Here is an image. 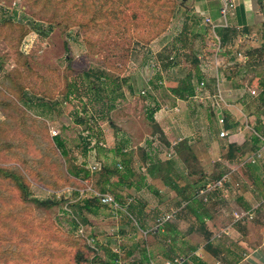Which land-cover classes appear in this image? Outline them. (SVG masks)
Instances as JSON below:
<instances>
[{"label": "rangeland", "instance_id": "1", "mask_svg": "<svg viewBox=\"0 0 264 264\" xmlns=\"http://www.w3.org/2000/svg\"><path fill=\"white\" fill-rule=\"evenodd\" d=\"M56 1L58 4L49 9L34 0H0V166L20 173L29 186V199L24 200L13 182L0 177V264H72L79 251L85 257L81 264H166L174 255L188 258L187 264L196 262L191 248L196 249L197 220L201 222L203 212L209 210L218 223L228 225L234 222L233 206H264V167L259 163L262 177L254 184L256 190L249 200L243 201L234 188H229L230 200L221 189H213L204 200L197 191L196 175L188 174L192 167L183 160L189 155L186 145L180 144L184 152H177L176 146L183 139L168 158L172 143L182 132H175L170 140L165 133L155 131L148 118L152 109L172 105L167 80L185 75L187 70L182 67H188L196 53L194 0H186L168 29L149 43L131 32L117 33L119 26L103 24L102 20L89 30L60 24L66 16L63 0ZM53 9L57 18L52 16ZM185 13L190 16L183 21ZM78 18L73 14L71 22ZM32 19L40 30L46 27V34L32 28ZM52 19L54 28L48 26ZM21 24L27 29L22 38ZM184 36L187 44L182 47ZM207 46L204 41L199 48L210 57L215 50H205ZM129 47L132 49L122 56ZM119 56L124 58L119 60ZM257 60L249 64L238 60L227 67L222 64L219 71L210 66L205 77H225L232 70L243 79L251 74L253 78L263 76L264 59ZM88 70L109 74L106 83L94 79L100 93L86 77ZM202 80L206 85L204 98L196 96L197 123L206 126L210 109L217 104L224 111L226 101L238 106L246 103L248 115L256 114L262 121L264 105L257 85H251L243 101L240 95L224 97L221 91L223 98L219 97V87L211 95L208 90L213 92L214 84L207 78ZM16 82L24 87L32 106L18 99ZM221 86L229 88L226 82ZM41 98L55 105L44 104ZM111 100L114 104L109 109ZM175 109L169 112L171 117L189 123V127L197 124L187 109ZM238 113L242 125L246 121L256 124ZM77 115L87 116L88 122L78 123ZM249 131L247 128V134ZM57 136L65 142L66 156L57 147ZM194 147L201 156L203 152ZM217 156L210 157L204 166L210 175L229 169L217 162ZM118 163L124 167L118 174L112 173ZM74 166L83 168L79 177L70 173ZM152 167L154 175L149 172ZM123 174L127 177L119 182ZM103 187L127 205L129 213L115 215L107 206L81 213L76 203L95 198L93 191L102 193ZM183 204L172 221L157 232L151 230L159 215ZM196 209H204L197 220ZM263 218L264 210L251 222L257 225ZM171 232L178 233L173 241L169 239ZM205 235L202 240L208 232ZM186 237L190 241L177 244L178 238Z\"/></svg>", "mask_w": 264, "mask_h": 264}, {"label": "crops", "instance_id": "2", "mask_svg": "<svg viewBox=\"0 0 264 264\" xmlns=\"http://www.w3.org/2000/svg\"><path fill=\"white\" fill-rule=\"evenodd\" d=\"M185 1L186 0H180V9L184 6ZM234 2L235 5L228 10L227 15L224 17L221 13V9L224 6L225 0H194L192 9L196 15V33H194L196 34V54L200 59L197 68L201 70L203 78H207L208 83L211 82L214 84L215 88L213 87V92L208 90L211 95H214L219 87L224 97L229 96L232 98L236 95H240L243 97L242 100L245 101L252 84L257 85L259 92L263 90L264 75H258L253 78V75L248 72L251 74L250 77L243 79L242 77L235 76L236 71L232 70L225 77H221L217 74L219 83L216 77L215 79H210L208 76L205 77L207 69L210 66L216 67L217 71H219L222 64L227 67L228 64H232L233 66L238 60L242 61L243 59L239 57V53L248 56L247 61H244V63L247 64L252 62L254 58H257V61L262 58L264 59V0H234ZM188 16H190L189 13H185L182 20L185 21L189 18ZM208 18L210 19L209 21H207ZM213 39L216 40L215 43ZM204 41H206L208 45L205 47V50H215L214 55L208 57L201 53L204 49L199 48V45L200 43L204 44ZM219 42L220 46L218 47ZM212 45L216 47L212 48ZM203 63H205V65ZM241 66L243 68V65ZM182 68L185 69L188 67L183 66ZM231 69H235V67H231ZM224 82L227 83V86L229 85L228 89L224 90L222 88L221 85L224 84ZM196 86L197 84H195V87ZM167 93L173 101L172 105H165L166 107L162 106V108L155 113V118L160 124L163 132L168 136L167 138L173 140L175 137L171 135L180 131L182 134L177 138L189 137V140L196 145V149L198 148L203 152L201 156L198 155L202 165L205 167L207 164L206 161L208 160L209 162L210 157H214V155L217 154V162H224L229 168L228 172H231L230 181L225 184L224 188H219L223 196H226L230 200L229 188H234L235 191H239V196H241L240 198L243 201L249 200V196L254 195V190H256L254 189V184H252L254 176L258 180L262 175L261 172L259 174V172L249 171L247 167L250 163H246L245 159L252 152L260 149L264 143L263 135H259L261 141L258 145L254 146L252 143V133L255 132L257 134L255 125L260 126L262 130H264L263 120L260 122L256 114L248 115L246 112V103L241 102V105L238 106V103L226 101L224 111L216 104L213 109H210L206 126L201 125L197 123L198 120H196L197 97L189 95L185 98H180L171 93L168 88ZM224 99L227 100L226 98ZM176 107H179L180 110H182V107L183 109H187L191 114V118L195 116L194 119L196 121L193 123L197 124H194L193 127H189V123L181 122L179 119L171 117L169 112H174ZM166 108H168V110H166ZM164 111L167 112V115H165ZM238 111H240L246 119L249 118L251 122H255L256 124L253 125V123L246 121V123L242 125ZM223 112L228 113L234 122H238L234 128L228 129L229 135L226 137H221L219 132L223 126L219 123L218 119L220 115L224 114ZM247 128L250 129L249 132L251 134H247ZM230 143L238 146H246V155H241L231 160H222L220 155L227 152ZM262 152L264 153L263 148ZM259 163L263 164L264 167V155L263 158L257 162V164ZM207 172L209 173V171ZM208 194H210V192L207 193V196ZM246 204L247 208L252 206L250 203ZM238 206L239 207L233 206V208H245L240 207V205ZM203 210L204 209H196V220L200 217ZM263 210L264 206H260L256 214L259 215ZM213 215V211L205 210L203 212L204 218L202 221L200 222L197 220L196 243H194L196 244V249L194 250L195 247H192L193 249L191 248V246L194 245L190 246L192 250L191 255L196 256L197 264H264V218L257 225L251 221L232 222L228 225H223L218 223ZM207 232L209 236L207 239L202 240ZM170 234L169 239L173 241L172 238L176 237L178 233L171 232ZM185 240L186 242L187 240L190 241L187 237L183 239L178 238L177 244H182ZM208 243L211 244V250L206 246ZM177 248L178 247H176V249ZM176 257L181 256L174 255V257L168 259V261Z\"/></svg>", "mask_w": 264, "mask_h": 264}, {"label": "trees", "instance_id": "3", "mask_svg": "<svg viewBox=\"0 0 264 264\" xmlns=\"http://www.w3.org/2000/svg\"><path fill=\"white\" fill-rule=\"evenodd\" d=\"M36 2L41 3L44 7H47L49 9H52V7L55 6V4H58L56 0H34ZM63 6H64V16L60 22V24H64L67 27L71 25L78 26L80 28L84 29H91L101 23L113 26H119L117 33H132L135 37H141V39L144 41V43L151 42L155 37L158 35H161L163 32H165L168 27L170 26L171 20L174 18V16L178 12V8L180 6V0H92L91 2H87L86 0H63ZM53 18H57L58 14L57 11L53 9ZM87 13H89L90 17L89 19L85 20V17L87 16ZM73 14H78L79 18L77 20L79 21H72ZM14 16L11 19L14 20ZM20 20V19H19ZM52 19L48 26L51 28H54ZM36 20L32 19L30 21V25L37 29L39 27L36 25ZM49 30V29H47ZM41 31L43 34H46V27H42ZM27 32L25 24H21V32L20 36L22 38L23 35ZM187 29L183 30V34L187 37ZM70 36L73 37L72 34ZM187 39L182 38V47L186 46ZM130 48V49H129ZM128 49L124 50L123 55L125 57V53H128L129 50L132 49V47H129ZM194 54V53H193ZM122 56H119V60H121ZM193 59L189 62V66L187 69H184L186 71L185 75L180 76H174L172 79L167 80L166 87L176 96H179L180 98H185L189 95H194V89L195 84L197 81H200V79L203 78V74L200 71L199 68H197L200 59L198 58L197 54L195 53L193 55ZM0 71H1V62H0ZM195 74H192L193 72ZM86 77L91 79L92 88L94 91L100 93L101 87L94 81V79H98L103 83H106L108 81L109 74L105 70H100L99 73L93 72L92 70H88L85 72ZM16 87H18V99L23 102L24 104H27L29 106H32V99L30 96H28V93L25 91L24 87L21 86L19 83H15ZM69 93V92H68ZM260 101L264 105V88L260 92ZM44 104H49L51 106H54L55 104L52 102L47 101L46 99H39ZM113 101L111 100L109 104V109L113 108ZM159 107H156L152 109L149 113V120L153 124L155 131H160L162 134L164 133L163 130L160 127V124L158 123L157 119L155 118V113L158 111ZM84 110H87L84 108ZM225 116V123L223 127L225 129H232L234 128L238 122H234L230 115L228 113H224ZM77 122L80 124H86L88 122L87 116H76ZM259 119V117H258ZM261 122V120H259ZM255 132L252 133V143L254 146L258 145L261 141V138L259 135L264 136V130L258 125L255 126ZM55 142L57 144V147L60 149L62 155L66 156L68 154V151L66 149V145L64 140L57 136L55 137ZM86 144H89V141H86ZM180 144L186 145V149L189 152V155L183 158L185 164H189L188 167H192L190 169L189 173L190 176L196 175V184L199 185L197 191H201L202 189L206 188L209 184L216 182L218 179H220L226 171H221L220 173H213L210 175L207 171L204 170V166L201 163V160L199 158V155L197 154L193 143L187 139L184 138L177 146V152L180 151ZM245 147V148H244ZM87 151V147L85 148ZM181 152V151H180ZM184 152V151H183ZM181 152V153H183ZM246 146H238L233 143H230L228 145V150L222 157V160H231L235 159L238 156L246 155ZM183 155V154H181ZM192 162V163H191ZM191 163V164H190ZM194 163V164H193ZM224 164V162L219 163ZM122 165V167H120ZM203 166L202 168L198 166ZM197 167V169H194L193 167ZM222 166V165H221ZM123 163H118L117 166L112 173H119L118 169L123 168ZM199 168V169H198ZM248 170L251 172H259L261 170V166L259 164H248ZM83 168L74 166L72 170H70L71 174H74L76 176H80L82 174ZM130 172V171H129ZM149 172L151 175H154V167L149 169ZM0 177L5 178L13 182L16 187L20 190L21 196L24 200L29 199V186L24 180V177L15 171H12L11 169L1 167L0 166ZM127 175H120L119 176V182H121L123 179H125ZM110 179L108 178L106 183H109ZM257 179L252 180V184L257 185ZM165 184L168 186L169 183L165 182ZM102 193L107 192V188L103 187ZM217 190V188H216ZM112 194V193H111ZM76 205L79 207L80 212L82 213V210H87L89 212H97L101 206L103 205L100 201V199L96 196L95 198H85L81 201L79 200ZM108 207V206H107ZM247 208V206L245 207ZM208 249L211 250V244L206 245ZM85 260L83 252L79 251L78 256L75 258V262L72 264H81L82 261ZM116 260H118L116 258ZM188 261L185 262L187 264Z\"/></svg>", "mask_w": 264, "mask_h": 264}, {"label": "built area", "instance_id": "4", "mask_svg": "<svg viewBox=\"0 0 264 264\" xmlns=\"http://www.w3.org/2000/svg\"><path fill=\"white\" fill-rule=\"evenodd\" d=\"M235 5L234 0H225L224 6L221 9L222 15L225 17L227 15L228 10ZM210 19L208 18L207 21ZM220 46V42L218 47ZM239 55L244 59V61H247L248 56L244 55L242 53H239ZM201 58V56H200ZM217 81L219 83V78H217ZM206 85L205 80H201L198 85L194 89V96H200L201 98H204L203 90ZM219 90V89H218ZM142 93H146V90H142ZM252 94H257L256 89H251ZM218 96L223 98L221 96L220 90L218 92ZM176 111H179V107H176ZM263 123H264V116H263ZM219 123L223 126L225 123V116L222 114L220 115L218 119ZM229 135V130L225 129L224 127L220 130V136L221 137H226ZM185 137H181L178 141H174L171 145V151L168 153V158L172 157V153L175 150V146ZM264 139V138H263ZM262 148L264 149V143L262 147L254 152H252L246 159V163H257L259 162L262 158L264 153L262 152ZM122 167V165H120ZM93 168H97L96 166H93ZM231 179V172L225 173L220 179H218L216 182L209 184L206 188L202 189L201 191H198L199 195L204 196V200H208L207 193L212 191L213 189H219V188H224L225 184L230 181ZM94 194L100 199L101 203L103 205H106L110 207L111 211L115 215H119L120 212H126L129 213L127 205L122 204L118 199L111 193H101L97 191H93ZM84 193L82 192V195ZM131 201V200H130ZM129 201V203H130ZM185 206L183 204L180 207H177L175 209H172L171 211L164 212L161 215H159L156 219L155 226L151 229L154 232L159 231L166 223L172 221L178 214V212L182 209V207ZM260 204L253 205L250 208H233L232 210V215L234 218V222H247V221H252L255 219L257 209L259 208ZM82 230V229H81ZM188 259L186 257H176L170 261H168L167 264H184ZM191 264H197L196 262H193Z\"/></svg>", "mask_w": 264, "mask_h": 264}]
</instances>
